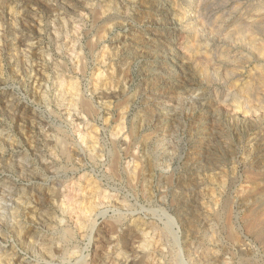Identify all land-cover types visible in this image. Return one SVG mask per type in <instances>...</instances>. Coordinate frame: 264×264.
<instances>
[{"label": "rangeland", "instance_id": "rangeland-1", "mask_svg": "<svg viewBox=\"0 0 264 264\" xmlns=\"http://www.w3.org/2000/svg\"><path fill=\"white\" fill-rule=\"evenodd\" d=\"M258 3L0 0V264H264Z\"/></svg>", "mask_w": 264, "mask_h": 264}, {"label": "bare ground", "instance_id": "bare-ground-1", "mask_svg": "<svg viewBox=\"0 0 264 264\" xmlns=\"http://www.w3.org/2000/svg\"><path fill=\"white\" fill-rule=\"evenodd\" d=\"M264 5H263V3H258V4H256L255 6H254V10H255V15L253 16V17H251V18H247V19H245V20H243V21H240L239 23H236L235 25H234V27H233V29H230L229 31H226V29H225V37H226V39H228V40H230L231 42H232V44L236 47H241V46H243V44H242V41L244 42V39L246 38V35H247V38L245 39L246 41H248L247 43H249L250 45H251V47L249 48V49H252V51L253 52H256L255 54L258 56V58L259 59H261V61L263 60V62H264V8L263 9H261L262 7H263ZM227 25V24H226ZM202 26H204V25H202ZM231 27V26H230ZM230 27H228V28H230ZM213 29V28H212ZM194 30H195V28H194ZM200 30V29H199ZM213 31H214V29H213ZM197 31H194V33H196ZM212 32V31H211ZM196 35H198V34H196ZM199 35H200V33H199ZM198 35V36H199ZM256 35H258L259 36V40L256 38ZM194 36V35H193ZM257 36V37H258ZM224 38V37H223ZM257 39V40H256ZM225 40V39H224ZM196 41V40H195ZM199 42V41H198ZM197 42V43H198ZM204 43V42H203ZM227 43H228V41H227ZM205 44V43H204ZM225 44H226V41H225ZM229 44V43H228ZM242 44V45H241ZM248 44V45H249ZM200 45V44H199ZM244 45H246V43L244 44ZM247 45V46H248ZM195 45H193L192 47H193V52L195 53V54H197V52L200 54V55H203V57L205 58V60H207V53L205 54V49H206V47H204V48H202L203 47V45L201 44V46L202 47H198V45L196 46V47H194ZM206 46H209V45H206ZM232 47V48H235V47ZM246 46V47H247ZM245 47V48H246ZM195 48V49H194ZM229 49V48H228ZM236 49V48H235ZM234 49V50H235ZM207 51H209L208 49H206ZM228 51V50H227ZM192 52V53H193ZM210 52V51H209ZM225 52H226V50H225ZM230 52H231V50H230ZM211 53V52H210ZM209 53V54H210ZM228 53V52H227ZM242 53V52H241ZM229 54V53H228ZM246 54V53H245ZM238 55H240V54H237V56ZM242 55H243V53H242ZM241 55V56H242ZM198 56V55H197ZM221 56V55H220ZM224 56V55H223ZM256 56V57H257ZM202 56H200V58H201ZM209 57V56H208ZM210 57H212V56H210ZM225 57H228V56H225ZM224 57V58H225ZM231 57V56H230ZM229 57V58H230ZM244 56H242V57H239L238 59L239 60H242V59H240V58H243ZM245 57H246V55H245ZM245 57L243 58V60L245 59ZM249 57V56H248ZM247 57V58H248ZM255 57V56H254ZM204 58H201L202 59V61L204 62L205 60H203ZM223 58V59H224ZM256 59V58H255ZM225 60V59H224ZM242 60V61H243ZM202 61H201V64H202ZM210 61V60H209ZM226 61V60H225ZM245 61V60H244ZM248 61H249V59H248ZM254 61V60H253ZM208 62V61H207ZM210 63V62H209ZM245 64V63H244ZM247 64V63H246ZM259 64V63H258ZM204 65V66H203ZM202 66L203 67H205V63L203 64ZM260 65V64H259ZM262 65H264V64H262ZM206 66H207V63H206ZM255 66V65H254ZM258 66V65H257ZM257 66H256V68H257ZM208 67V66H207ZM206 68V67H205ZM204 68V69H205ZM211 68V67H210ZM208 69H209V67H208ZM208 69H207V71H208ZM255 69V68H254ZM258 69V68H257ZM261 69V68H260ZM263 69V68H262ZM204 71V70H203ZM209 71H210V69H209ZM208 71V72H209ZM261 71V70H260ZM264 71V70H263ZM204 72H206V71H204ZM257 72V71H256ZM226 73H227V71H226ZM226 73H225V75H226ZM207 74H209V73H207ZM251 74H252V72H251ZM250 74V76H252ZM249 76V77H250ZM250 78H252V77H250ZM253 80V79H252ZM251 80V81H252ZM251 83V82H250ZM73 85V84H72ZM245 86V85H244ZM258 87H262L261 89L264 91V74L262 73V74H260V75H257L256 76V78L254 79V83H252L251 85H249V88L247 89V91H249V92H253L252 93V95H253V97H254V99L256 100V101H258V100H260V98H262V97H260V95L261 96H263V94L262 93H259V91L257 92V91H255V90H257V88ZM242 88H243V86H242ZM260 89V88H259ZM262 90H260V91H262ZM254 92H255V95H254ZM264 98V97H263ZM83 100V99H82ZM85 100V99H84ZM256 101H255V104L256 105H258L259 104V102H258V104L256 103ZM79 102H81V103H79V105L81 104V106L84 108V109H86V110H84V111H90L91 109H89V105L91 104L90 102V104H88V103H86V101H79ZM254 102H252V104H253ZM254 104V105H255ZM248 105H250V107H251V104H248ZM253 105V106H254ZM247 106V105H246ZM255 107H257V106H255ZM254 107V108H255ZM82 108V109H83ZM93 108V107H92ZM246 108V107H245ZM244 108V109H245ZM247 108H248V106H247ZM246 108V109H247ZM242 109V108H241ZM248 109H250V108H248ZM240 110V109H239ZM88 111V112H89ZM87 112V113H88ZM95 112V111H94ZM91 113V112H90ZM89 113V114H90ZM92 114V113H91ZM94 114V113H93ZM80 115V114H79ZM85 120V119H84ZM80 124V123H79ZM83 124V123H82ZM78 126V125H77ZM81 126H78V130H79V128H80ZM75 128V127H74ZM95 130V129H94ZM82 130H80L79 132H81ZM96 132V131H95ZM83 133V132H82ZM85 134V133H84ZM81 136H83V135H81ZM89 136V135H88ZM92 137V136H91ZM81 138V137H80ZM61 139V138H60ZM83 139V138H82ZM91 139V138H90ZM60 142V141H59ZM63 143V142H62ZM58 144H60V143H58ZM62 145V144H61ZM63 147V146H62ZM62 149V148H61ZM66 147L64 148V151L63 152H66ZM63 150V149H62ZM68 153V152H67ZM66 154V153H65ZM64 154V155H65ZM63 155V154H62ZM69 156V155H68ZM72 156V155H71ZM114 156V155H113ZM115 157V156H114ZM65 158H67V157H65ZM111 158H113V157H111ZM68 159V158H67ZM114 160H116V157L115 158H113ZM112 159V162H114V160ZM65 160V159H64ZM136 164V163H135ZM114 164H112V166H113ZM115 169V168H114ZM133 169V168H132ZM97 187V186H96ZM63 188V187H62ZM68 191H70L69 189H68ZM74 191V190H73ZM71 193V192H70ZM73 194V193H72ZM106 194V193H105ZM74 196V195H73ZM102 196V195H101ZM65 197V196H64ZM72 197V196H71ZM106 197V196H105ZM67 199V198H66ZM109 199H111V198H109ZM102 202H104V200H102ZM101 202V203H102ZM99 203V202H98ZM100 203V204H101ZM107 203V202H106ZM99 204V205H100ZM105 204V203H104ZM250 221V220H249ZM248 221V222H249ZM251 222H253V224H254V219H253V221H251ZM255 223H256V221H255ZM257 224V223H256ZM248 225H250V223H248ZM92 226H94V221L92 222ZM250 227V226H249ZM251 228H252V226H251ZM250 228V229H251ZM257 228H258V226H257ZM260 228V227H259ZM139 229V228H138ZM255 229H256V227H255ZM261 229V228H260ZM257 231V230H256ZM255 232V231H254ZM66 233V232H65ZM64 233V234H65ZM258 231H257V236H258ZM263 233V232H262ZM261 233V234H262ZM263 236H264V234H262ZM255 236H256V234H255ZM256 236V237H257ZM259 236H260V233H259ZM260 238H264V237H260ZM262 241H263V239H261ZM126 242V241H125ZM39 245V244H38ZM40 247V246H39ZM36 248V247H35ZM40 249V248H39ZM43 249V248H42ZM50 249V248H49ZM44 250V249H43ZM48 250V249H47ZM49 251V250H48ZM51 251V250H50ZM42 252V251H41ZM53 252V251H52ZM53 255V254H52ZM2 259H4V258H2Z\"/></svg>", "mask_w": 264, "mask_h": 264}]
</instances>
